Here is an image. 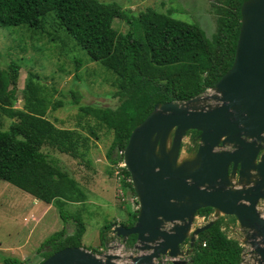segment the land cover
Segmentation results:
<instances>
[{
    "label": "trees",
    "instance_id": "trees-1",
    "mask_svg": "<svg viewBox=\"0 0 264 264\" xmlns=\"http://www.w3.org/2000/svg\"><path fill=\"white\" fill-rule=\"evenodd\" d=\"M215 1L218 2L214 9L216 29L209 37L198 24L175 18L171 12L159 13L148 8L135 16L114 1L0 0L1 26L26 25L38 30L47 17H54L86 52L89 61L99 62L115 75L119 96L117 106L100 107L80 103V92L72 91L77 107L76 125L57 127L48 119L47 110L57 109L61 102L52 103V93L47 87L28 75L22 91V107L16 108L17 65L11 63L9 69H0V113L12 119L8 129H0V179L37 200L53 204L60 218L66 221L69 218L66 203L84 202L86 195L78 182L42 148L48 146L89 165L93 141L100 138L99 132L104 128L112 134L106 157L111 164L109 174H113L114 166L122 160L118 151L124 150L131 131L156 103L184 101L202 94L230 68L243 0ZM115 18L130 25L125 33L114 28ZM191 132L198 134L195 130ZM120 175L121 187L134 194L125 167L120 168ZM128 211L119 222L125 226H131L137 216V209ZM211 211L212 208H202L197 214L207 216ZM229 218L236 222L234 217ZM221 222L217 219L198 234L187 264L241 262L242 247L221 231ZM115 225V221L103 224L101 245ZM84 232L85 225L80 220L70 235L64 229L54 232L42 243V248H46L42 259L63 247L81 246ZM134 240L133 235L127 238L128 243ZM28 260L5 258L3 261L30 264Z\"/></svg>",
    "mask_w": 264,
    "mask_h": 264
},
{
    "label": "water",
    "instance_id": "water-1",
    "mask_svg": "<svg viewBox=\"0 0 264 264\" xmlns=\"http://www.w3.org/2000/svg\"><path fill=\"white\" fill-rule=\"evenodd\" d=\"M210 89L219 103L199 105L201 94L156 103L128 137L122 163L137 216L131 226L117 224L112 232L122 241L135 236L130 262H120L116 253L100 256L66 246L38 264H163L164 256L186 264L178 257L192 251L198 234L215 222L192 230L202 208L232 216L240 229L250 230L252 250L264 264V216L258 210L264 200V0L242 1L233 62ZM191 130L198 132V146L193 157L179 161ZM185 241L189 249L182 252Z\"/></svg>",
    "mask_w": 264,
    "mask_h": 264
},
{
    "label": "rangeland",
    "instance_id": "rangeland-1",
    "mask_svg": "<svg viewBox=\"0 0 264 264\" xmlns=\"http://www.w3.org/2000/svg\"><path fill=\"white\" fill-rule=\"evenodd\" d=\"M103 1L117 2L135 16L148 8L159 13L171 12L175 18L198 24L209 37L216 29L217 14L214 9L218 2L215 0ZM113 26L121 33H125L130 27L120 18L114 19ZM11 63L17 65L16 108L22 107V91L26 77L33 75L52 93V103L61 102L57 109L47 110L48 119L57 127L73 128L76 125L77 107L73 103L72 91L80 92L82 96L80 103L100 107H115L119 104L115 75L99 62L89 61L86 52L66 34L65 29L52 16L47 17L38 30L30 29L26 25H0V69H9ZM213 95L214 91L208 88L199 95V105L213 106L219 103ZM11 122L12 119L0 113V129H8ZM99 135L100 138L93 141L89 165L83 160L72 158L48 146L42 148L78 182L86 195L84 202L66 203L65 209L69 215L66 221L60 218L59 210L53 204L35 200L29 193L0 179V264H4L5 258L29 259L30 264H38L43 260V249H46L42 248L43 241L62 229L72 234L78 220L85 225L82 246L89 250L97 248L99 251L94 253L100 256L116 253L120 255V262H130L128 256L137 252L133 249L134 242L122 241L111 229L106 233V241L100 244V230L103 224L106 221L116 223L123 221L128 210L138 209V203L136 196L129 189L124 190L121 187L120 179L114 172L109 174L111 164L106 153L112 134L103 128ZM198 143L197 134L188 131L182 139L179 161L193 157ZM258 210L264 216V200L259 201ZM29 211L46 212L36 224L31 222L33 218ZM210 219L215 221L221 219V231L240 244L243 257L240 264H258L259 257L252 250L250 243L249 236L252 232L240 229L228 216L218 215L214 209L207 216L197 214L192 230ZM169 226L170 224H166V228ZM187 249L189 246L185 241L181 245V250L185 252ZM191 252L190 250L187 254L182 253L178 259L188 263ZM161 260L163 264L169 262L166 256L161 257ZM154 263L162 264L158 260Z\"/></svg>",
    "mask_w": 264,
    "mask_h": 264
},
{
    "label": "crops",
    "instance_id": "crops-1",
    "mask_svg": "<svg viewBox=\"0 0 264 264\" xmlns=\"http://www.w3.org/2000/svg\"><path fill=\"white\" fill-rule=\"evenodd\" d=\"M35 200H37V199H35ZM30 212V214L32 215V220L33 221H31L32 223L33 222H35L36 224H37V222L40 220V219H42L43 218V214L46 212V211H39V213H35V211H29ZM117 224H119V222L117 223ZM67 235H70L71 234V232L70 233H66ZM82 240V239H81ZM81 246H82V242H81ZM82 247H84L85 248V246H82ZM41 259V258H40Z\"/></svg>",
    "mask_w": 264,
    "mask_h": 264
},
{
    "label": "built area",
    "instance_id": "built-area-1",
    "mask_svg": "<svg viewBox=\"0 0 264 264\" xmlns=\"http://www.w3.org/2000/svg\"><path fill=\"white\" fill-rule=\"evenodd\" d=\"M118 155L120 156H122L123 157V150L122 151H118ZM115 166H116V168H115ZM114 166V174H115V176L116 177H118L119 179H121L122 178V176L120 175V168H122V167H124V165H123V163H122V160L121 161H119L118 163H117V165H115Z\"/></svg>",
    "mask_w": 264,
    "mask_h": 264
},
{
    "label": "flooded vegetation",
    "instance_id": "flooded-vegetation-1",
    "mask_svg": "<svg viewBox=\"0 0 264 264\" xmlns=\"http://www.w3.org/2000/svg\"><path fill=\"white\" fill-rule=\"evenodd\" d=\"M253 173H254V176H255V177H254V180H256L257 177H258L257 172H256V171H253ZM228 217H229V216H228ZM182 245H183V244H182ZM167 264H171V263L168 262Z\"/></svg>",
    "mask_w": 264,
    "mask_h": 264
},
{
    "label": "clouds",
    "instance_id": "clouds-1",
    "mask_svg": "<svg viewBox=\"0 0 264 264\" xmlns=\"http://www.w3.org/2000/svg\"><path fill=\"white\" fill-rule=\"evenodd\" d=\"M120 224V223H119Z\"/></svg>",
    "mask_w": 264,
    "mask_h": 264
}]
</instances>
